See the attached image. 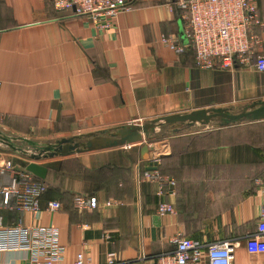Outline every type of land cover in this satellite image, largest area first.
Instances as JSON below:
<instances>
[{"label": "crops", "instance_id": "crops-1", "mask_svg": "<svg viewBox=\"0 0 264 264\" xmlns=\"http://www.w3.org/2000/svg\"><path fill=\"white\" fill-rule=\"evenodd\" d=\"M113 27L103 30L84 16L57 11L50 0H0V161L21 166L37 145L164 115L236 108L264 100V71L253 64L229 69L194 65L191 48L177 54L160 42H182L184 20L172 0H126ZM264 21V0H256ZM255 32L264 55V25ZM177 129V130H175ZM159 155L158 169L176 180L175 196L137 179L140 155ZM21 144V143H20ZM47 167L41 212L3 210L6 226L52 225L64 247L63 264L83 251L87 264H155L175 249L177 235L200 243L207 264L212 243L227 242L231 264H264L258 232L264 172V120L213 127L161 123L142 143L36 160ZM76 195L95 196L94 209L78 210ZM47 200L61 208L49 211ZM174 214L159 215L160 201ZM0 264H28L23 251L0 244Z\"/></svg>", "mask_w": 264, "mask_h": 264}, {"label": "built area", "instance_id": "built-area-1", "mask_svg": "<svg viewBox=\"0 0 264 264\" xmlns=\"http://www.w3.org/2000/svg\"><path fill=\"white\" fill-rule=\"evenodd\" d=\"M59 12L87 17L95 26L107 30L113 27L121 11L130 8L126 0H50ZM170 8L180 13L184 20L187 43L172 35H161L160 42L177 54L191 48L194 65L202 69L247 66L253 64L264 71V55L257 53L261 38L256 27L264 25L259 17L256 0H172ZM1 86V84H0ZM129 146V145H127ZM159 155L144 160L145 167L137 179L152 181L157 195L173 197L176 180L158 169ZM262 202L258 209V232L264 241V176L257 180ZM46 184L39 178L15 164L12 160L0 161V244L10 250L23 251L28 264H63L64 247L59 242V232L52 225H25L22 218L16 223L4 224L3 210L30 212L38 217L40 201ZM73 205L78 210L94 209L95 196L76 195ZM45 208L56 211L61 208L57 200H47ZM173 203L160 201L159 215L174 214ZM175 249L156 257L155 264H188L200 257V243L191 237L177 235ZM207 264H231L232 248L227 242L212 243L206 250ZM72 264H87L83 251L75 253ZM106 264H114L112 254Z\"/></svg>", "mask_w": 264, "mask_h": 264}, {"label": "water", "instance_id": "water-1", "mask_svg": "<svg viewBox=\"0 0 264 264\" xmlns=\"http://www.w3.org/2000/svg\"><path fill=\"white\" fill-rule=\"evenodd\" d=\"M182 43H187L186 37L182 38ZM259 120H264V100L253 101L236 108H211L164 115L143 123H130L105 130L62 137L42 145L28 141L30 144H34L36 152L28 155L32 161L22 162L21 166L35 177L43 180L46 177L47 167L35 162L42 157L67 156L73 153L142 143L143 140L155 133L157 126L161 123H180L187 127L194 124L220 127L244 121L254 122ZM0 139L5 142L10 141L6 137L0 136ZM150 149V146L143 143L140 148L141 157L147 159L146 154Z\"/></svg>", "mask_w": 264, "mask_h": 264}, {"label": "rangeland", "instance_id": "rangeland-1", "mask_svg": "<svg viewBox=\"0 0 264 264\" xmlns=\"http://www.w3.org/2000/svg\"><path fill=\"white\" fill-rule=\"evenodd\" d=\"M180 35H181L182 38L185 37L184 31H183L182 28H181ZM28 141L29 140H23V141L16 142L15 139L14 140H11L12 143L14 142V144H16V148H23V149L32 151L33 146L31 147V145H30V143Z\"/></svg>", "mask_w": 264, "mask_h": 264}, {"label": "trees", "instance_id": "trees-1", "mask_svg": "<svg viewBox=\"0 0 264 264\" xmlns=\"http://www.w3.org/2000/svg\"><path fill=\"white\" fill-rule=\"evenodd\" d=\"M188 49V48H187ZM264 176V172H263V174H262V176L261 177H263ZM35 178H37V177H35ZM40 180H42V179H40ZM43 182H44V180H42ZM45 183V182H44Z\"/></svg>", "mask_w": 264, "mask_h": 264}]
</instances>
